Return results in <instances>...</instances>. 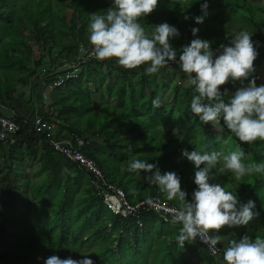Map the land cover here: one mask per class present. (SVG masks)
<instances>
[{
	"label": "trees",
	"instance_id": "1",
	"mask_svg": "<svg viewBox=\"0 0 264 264\" xmlns=\"http://www.w3.org/2000/svg\"><path fill=\"white\" fill-rule=\"evenodd\" d=\"M112 4L0 0V112L6 116L2 109L13 100L32 109L30 119L9 117L20 126L16 143L0 142V264H44L53 255L88 258L93 264H224L223 251L232 240L246 234L253 240L264 237V174L237 181L227 171L213 170L210 183L232 191L241 203L254 201L253 211L259 212L248 225L224 227L220 255L213 256L199 240L178 247L181 225L171 223L172 218L165 221L153 211L126 219L114 215L97 196L92 175L55 148L58 142L92 160L130 203L155 198L175 208L179 202L147 183L143 171H122L131 157L157 165L162 174L175 172L189 202L197 188L196 169L184 150L223 155L243 151L245 164L264 163V141L241 143L222 122L204 124L191 112L194 89L178 64L169 62L149 75L146 66L128 73L114 68L113 60L84 56L82 50H92L89 14H104ZM139 23L149 36L161 23L176 27L180 35L170 44L177 60L195 38L210 41L218 55L220 45L231 46L242 32L264 40V0H159ZM193 28L199 30L195 37ZM256 51L253 76L260 86L264 48ZM76 64L78 76L57 84ZM251 79L221 86L225 101ZM47 98L51 103H44ZM37 119L44 127H36Z\"/></svg>",
	"mask_w": 264,
	"mask_h": 264
},
{
	"label": "clouds",
	"instance_id": "2",
	"mask_svg": "<svg viewBox=\"0 0 264 264\" xmlns=\"http://www.w3.org/2000/svg\"><path fill=\"white\" fill-rule=\"evenodd\" d=\"M158 3L159 0H113L106 13L89 14V43L93 57L98 61L115 60L128 71L146 66L145 72L149 75L157 73L169 62H177L194 89L191 112L202 123L217 126L222 122L241 143L251 145L257 140L264 141V84L257 86L253 76L258 53L252 41L258 38L251 39V35L242 32L232 39L231 46L220 45L222 51L218 55L213 53L210 41L195 38L183 47L177 61V52L170 40L180 35L178 29L161 23L153 26L154 31L149 36L139 23L157 8ZM206 8V3L201 5L202 10ZM195 19L197 23L203 22L202 17ZM198 31L192 29L194 37ZM249 77L252 79L247 86L238 88L225 101L226 92H221V86L229 81L243 84ZM159 106L158 99L153 100V107ZM178 133V129L173 130V134L183 140ZM182 154L196 169L194 183L197 188L191 202L186 199L187 193L181 189L180 177L175 172L162 174L157 165L135 157L129 159L127 168L122 171L137 174L143 171L147 183L155 185L168 200L179 202L170 221L181 225L176 238L178 247L200 240L215 255L219 251L216 245L221 242L219 233L224 227L248 225L259 212L253 211L254 201L241 203L232 191L210 183L213 170L227 171L240 181L245 176L264 174V163L245 164L243 151L223 155L216 151L201 154L184 150ZM222 259L224 264H264V237L257 235L253 240L246 234L239 241L232 240L224 249ZM44 264H93V261L88 258L62 260L53 255Z\"/></svg>",
	"mask_w": 264,
	"mask_h": 264
},
{
	"label": "built area",
	"instance_id": "3",
	"mask_svg": "<svg viewBox=\"0 0 264 264\" xmlns=\"http://www.w3.org/2000/svg\"><path fill=\"white\" fill-rule=\"evenodd\" d=\"M253 45L255 48H264V40L254 39ZM84 56L86 55L87 58L93 57L92 50L91 52H87L82 50ZM178 61V60H177ZM174 64H178L177 62H172ZM80 65V63H77ZM70 66V70L65 74V76L59 80V83H63L66 79L75 78L78 76V65ZM41 125L40 120H36V127H40ZM46 126V125H45ZM54 128L53 125L48 127ZM20 132V126L12 121L9 117H6L1 114L0 112V142L3 144H10L14 145L16 143V135ZM54 146L56 149L63 151L66 155L73 161L81 164L91 175H92V182L96 188L97 196L103 199L105 205L111 210V212L119 217L128 218L131 216H138L139 212H155L163 216L164 220H170L172 218V213L177 209L172 207L169 203L164 200L160 199H146L140 202H137L135 205L130 203L126 197L124 191L117 186L109 183L107 178L104 176L103 172L100 170L98 166L92 161L83 156L80 152L73 151L71 149L62 148V145L58 142H54ZM141 226V224H140ZM200 241V240H199ZM201 242V241H200ZM209 251V253L213 256L220 255V248L218 244L216 248L219 251L214 255L212 251H210L209 247L201 242Z\"/></svg>",
	"mask_w": 264,
	"mask_h": 264
},
{
	"label": "crops",
	"instance_id": "4",
	"mask_svg": "<svg viewBox=\"0 0 264 264\" xmlns=\"http://www.w3.org/2000/svg\"><path fill=\"white\" fill-rule=\"evenodd\" d=\"M113 67L116 68L118 71H122L124 70L123 68H121L120 66H118V64L116 63L115 60H113ZM128 73L132 72L126 70ZM87 88L90 89V91H94V88L90 83H88ZM48 92H46L45 94H47ZM46 103H51V99L49 100L47 98V100H45L44 102ZM96 103L99 104L100 103V99L97 98L96 99ZM8 107H5L2 109L3 114H5L6 116L10 117V118H14L16 115L19 116L22 119H30L32 117V109H29L21 100H13L11 103L9 102V104H7ZM39 105V104H37Z\"/></svg>",
	"mask_w": 264,
	"mask_h": 264
},
{
	"label": "rangeland",
	"instance_id": "5",
	"mask_svg": "<svg viewBox=\"0 0 264 264\" xmlns=\"http://www.w3.org/2000/svg\"><path fill=\"white\" fill-rule=\"evenodd\" d=\"M224 173H225V172H224ZM32 175H33V176H34V175L36 176L37 174H36V172H35V174L32 173ZM107 179H108V178H107ZM108 180L110 181V179H108ZM110 182H111V181H110ZM0 200H2V199L0 198ZM1 203H2V201H1ZM184 258L186 259V258H187V255H184Z\"/></svg>",
	"mask_w": 264,
	"mask_h": 264
}]
</instances>
